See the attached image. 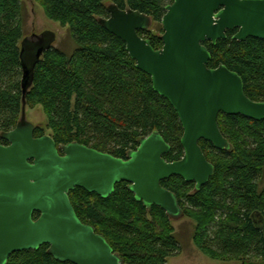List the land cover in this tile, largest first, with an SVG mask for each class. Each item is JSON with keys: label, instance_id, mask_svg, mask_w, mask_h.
<instances>
[{"label": "trees", "instance_id": "obj_1", "mask_svg": "<svg viewBox=\"0 0 264 264\" xmlns=\"http://www.w3.org/2000/svg\"><path fill=\"white\" fill-rule=\"evenodd\" d=\"M44 16L62 28L75 45L66 53L50 47L34 67L25 106H39L46 129L56 145L78 143L126 159L138 141L158 132L170 146L167 162L183 156L182 127L170 104L153 91L150 77L135 67L125 44L108 33L98 20L108 17L107 6L130 9L160 23L173 0H36ZM24 12L21 0H0V135L15 128L21 114V43ZM154 50L160 36L138 31ZM162 33V31H161ZM226 39L203 45L210 53V69L219 65L235 72L244 94L264 101V41ZM217 125L231 145L217 151L209 143L199 146L214 174L195 191L194 183L171 177L161 186L172 192L194 223L193 245L213 261L262 264L264 262V121L220 114ZM44 130L37 128L35 136ZM0 144L6 141L0 137ZM71 206L84 223L106 240L126 264H166L180 253L172 221L157 206L136 201L127 183L115 186L103 199L75 188ZM38 214H34L36 219ZM48 246L13 253L6 264H71L55 260Z\"/></svg>", "mask_w": 264, "mask_h": 264}, {"label": "water", "instance_id": "obj_2", "mask_svg": "<svg viewBox=\"0 0 264 264\" xmlns=\"http://www.w3.org/2000/svg\"><path fill=\"white\" fill-rule=\"evenodd\" d=\"M107 11L108 17L98 23L125 44L136 69L150 77L153 91L175 111L182 127L183 156L167 162L164 156L170 146L158 132L140 139L126 159L78 143L56 146L48 135L34 138L35 127L25 120L24 99L34 67L52 47L53 36L45 32L23 39L21 114L15 128L0 135L8 143L0 145V264H6L13 253L36 251L44 245L61 263L126 264L94 227L78 219L69 192L80 188L105 199L116 185L127 183L136 201L147 208L157 206L172 222L178 221L184 213L161 182L178 177L194 183L195 191L207 184L214 166L199 142L217 151L231 149L217 125L220 114L264 121V101H251L244 94L242 79L225 66L208 68L211 56L203 45H214L235 30L234 41H264V0H173L160 22L159 50L137 33L150 30V17L112 4Z\"/></svg>", "mask_w": 264, "mask_h": 264}, {"label": "rangeland", "instance_id": "obj_3", "mask_svg": "<svg viewBox=\"0 0 264 264\" xmlns=\"http://www.w3.org/2000/svg\"><path fill=\"white\" fill-rule=\"evenodd\" d=\"M21 2L24 12L23 35L26 38H30L33 34L41 35L48 32L53 36L52 47L54 49H58L67 55L75 50V45L68 35L67 28H62L58 23L48 20L36 0H21ZM150 31L153 35L161 36L163 33L161 23H152ZM28 56L31 60L33 56L32 47ZM25 120L34 127L43 129L44 134L51 137L50 131L46 129L47 119L39 106H26ZM171 227L178 241L180 253L176 257L169 258L166 264H240L239 262L213 261L199 252L192 242L194 223L189 218L185 217L172 222Z\"/></svg>", "mask_w": 264, "mask_h": 264}, {"label": "flooded vegetation", "instance_id": "obj_4", "mask_svg": "<svg viewBox=\"0 0 264 264\" xmlns=\"http://www.w3.org/2000/svg\"><path fill=\"white\" fill-rule=\"evenodd\" d=\"M235 32H236V30H235ZM37 128L35 127L34 128V131H33V137L34 138H40V137H42V136H44L45 134H43V135H41V136H35V130H36ZM13 130V129H12ZM1 146H8V143L6 142V145H2V144H0ZM56 146H59V145H56ZM60 155H62V153L60 152ZM84 224V223H83ZM86 225H88V224H86ZM89 226H91V225H89Z\"/></svg>", "mask_w": 264, "mask_h": 264}]
</instances>
